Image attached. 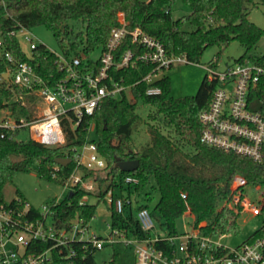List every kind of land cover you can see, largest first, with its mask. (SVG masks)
Returning <instances> with one entry per match:
<instances>
[{
  "label": "trees",
  "instance_id": "16d2710c",
  "mask_svg": "<svg viewBox=\"0 0 264 264\" xmlns=\"http://www.w3.org/2000/svg\"><path fill=\"white\" fill-rule=\"evenodd\" d=\"M190 9V12L173 18L171 11L176 2ZM264 0H0V35L5 49L19 61L35 63L36 70L43 77L57 73L55 55L42 45L33 50V59L21 50L12 30L24 27L30 30L37 25L45 26L56 38L65 55L89 56L105 44L110 29L118 24L117 14L122 11L129 28H139L156 38L168 53L184 55L190 62H197L206 48L216 46V58L233 41H237L243 52L232 62L250 61L264 68V53L255 54L257 42L264 35V27L248 19L250 8ZM77 30L74 31V27ZM127 39L120 50L129 47ZM9 63L0 56V70ZM151 69L150 65L137 63L132 68H122L116 79L123 84L141 80ZM160 93H145L146 83L140 81L131 88L134 100L125 95L121 98H106L94 114V129L99 154L106 161L105 175H94L99 183L106 182L105 188L123 189L125 176L137 178L130 194H138L144 189L145 199H151L145 187L151 186L159 197L150 212L161 230L169 236L178 231L176 220L189 209L195 226L202 233H238L239 226L234 213L222 204L228 199L230 185L235 174L242 175L249 184L259 185L264 190V142L262 160L252 158L207 145L200 141L202 123L200 113L206 109L211 99L214 84L205 76L193 95L175 97L170 93V78L163 75L155 81ZM17 93L23 90L16 88ZM11 91L0 86V106L3 98L8 99ZM254 108L263 112V77L255 89ZM27 102L33 97L26 96ZM138 102L148 104L153 110L143 120L137 112ZM13 114L18 118H30V106H22L19 100L11 103ZM156 122V123H154ZM161 125L169 128L175 138L164 133ZM145 123L148 141L139 149L132 147V134ZM1 132V130H0ZM76 134V138H74ZM87 131L77 127L67 134L68 143L62 147H47L33 140H16L0 136V202H4L3 188L12 181L17 172L27 171L37 163V175L46 180L60 182L73 170L71 160L59 166V178H52L57 157L71 156V146L81 143ZM116 158L137 159L138 166L133 171H122L115 165ZM83 178L94 172L81 166ZM130 190L129 187H127ZM186 191V199L180 191ZM104 190H100L101 198ZM83 188L74 187L71 195L53 205L52 211L58 223H66L74 216L86 220L94 215L98 203L79 205V200L89 195ZM15 196L26 199L18 190ZM140 201V200H139ZM139 207H147L140 203ZM138 208V207H137ZM261 221L264 223V202ZM110 221L114 227L125 230L127 235L148 237L132 215L123 216L110 207ZM201 224V225H200ZM258 233L253 232L247 240ZM167 254L174 249V242L162 240L156 243ZM79 264H97L94 256L87 254ZM103 264H134L131 247L121 242L111 245V256Z\"/></svg>",
  "mask_w": 264,
  "mask_h": 264
},
{
  "label": "built area",
  "instance_id": "2783aa9c",
  "mask_svg": "<svg viewBox=\"0 0 264 264\" xmlns=\"http://www.w3.org/2000/svg\"><path fill=\"white\" fill-rule=\"evenodd\" d=\"M117 21L97 57L91 54L65 55L63 51L57 53L36 43L28 34L30 30L24 27L12 30L11 35L21 32L28 42L29 55L21 50L30 59H33V50L39 45L55 55L57 73H50L46 78L38 73L35 63L16 60L5 49L0 35V56L9 63L4 71L0 70V86L4 85L12 93L10 98H3L0 106V136L18 140L17 133L27 128L29 140L47 147H62L68 143L69 131L74 132L77 127L85 129L86 138L73 144L70 148L72 155L65 156L69 162L75 163L70 174L60 181L67 191L65 197L73 192L74 187L83 188L90 193L87 196H94L95 203L104 202L109 212L112 207L123 216L132 215L140 229L150 236L127 235L125 230L114 227L111 221L106 223L103 235L95 234L90 225L94 215L88 220L74 216L66 223H58L51 207L65 197H54L37 209L26 199L13 196L0 202V264H79L87 254L94 256L97 250L117 242L131 247L134 264H264L262 221L255 230L258 231L255 236L246 238L235 247H228L222 244L221 239L229 233H202L187 209L185 212L192 218L191 229L169 236L157 226L149 208L139 207V195L145 199L144 190L130 194L137 178L125 176L122 181L126 188L120 190L114 187L100 189L97 179L83 178L81 166L93 171L106 168L105 159L99 154L94 139L90 138L95 130L94 114L103 101L108 97L119 99L123 95L134 99L131 88L140 81L146 83V94H158L161 89L155 81L165 75L161 72L190 62L184 55L168 53L156 38L141 29L129 28L122 11L118 12ZM127 39L130 46L120 50ZM137 63L151 66L141 80L123 84L115 78L119 69L132 68ZM204 69L205 80L214 84V90L208 106L199 116L203 125L200 141L261 161L264 97L263 112L254 108V101L255 89L264 78V68L250 61H231L220 66L219 60L214 58ZM16 88L23 90V94L17 93ZM28 95L40 105V112L30 118H17L10 105L19 100L22 106H27ZM59 166L53 167L51 177L54 179L59 178ZM247 188L259 190V196L251 198ZM102 189L104 193L99 198L97 195ZM186 195V191H180L183 199ZM87 196L82 197L78 204H86ZM263 202V188L249 184L242 175L235 174L229 197L222 205L237 218L243 214L260 217ZM162 240L174 242L170 254L157 247L156 243Z\"/></svg>",
  "mask_w": 264,
  "mask_h": 264
},
{
  "label": "rangeland",
  "instance_id": "374dc122",
  "mask_svg": "<svg viewBox=\"0 0 264 264\" xmlns=\"http://www.w3.org/2000/svg\"><path fill=\"white\" fill-rule=\"evenodd\" d=\"M190 12V9L182 4L180 1L176 2L172 8L171 14L173 18H177L181 15H185ZM248 19L254 22L260 27H264V5L257 4L250 8ZM77 30V26L74 27V31ZM30 37L38 44H43L47 49L55 51L57 53L61 52V47L59 46L58 41L53 36V34L43 25H37L30 29L28 33ZM17 38L20 43L21 49L29 55L30 50L28 47V42L24 40L23 34L17 32ZM218 48L216 46H211L205 49L203 54L200 56L197 62H189L178 64L175 67L166 69L162 71V74L168 75L170 78V93L171 95L186 96L193 95L196 93L197 88L205 76L204 66L208 65L212 59L216 58V53ZM243 52L242 47L237 41H233L226 49L223 50L219 57V65L222 66L226 62H231L237 58ZM255 54L264 53V35L257 42L255 49L253 50ZM100 53V50H95L91 56L97 57ZM263 90H264V78H263ZM134 100V99H132ZM34 103V101H33ZM27 102V106L31 107L32 115L38 114L40 112V106L35 102ZM153 110V107L148 104H142L138 102L137 112L140 114L142 119L147 120L146 116L149 111ZM156 123V122H154ZM161 129L164 133L169 134L172 138H175L173 132L169 131V128L161 125ZM29 138V132L27 128L20 130L17 133L18 140H27ZM90 138L95 139V130L90 134ZM148 141V133L145 123H141L137 129L132 134V147L134 149H139L143 144ZM37 163H34L27 171L17 172L12 181L6 183L3 188V195L5 200L11 199L15 196L16 191L18 190L26 200L37 209H41L42 205L54 197L63 198L66 196L67 191L63 189L62 185L58 181L46 180L37 175ZM105 169L97 170L90 175L89 178H94V175L100 174V176L105 175ZM98 178V183L100 182ZM106 182L99 183L98 186L101 188L105 187ZM144 190V189H143ZM146 192L149 191L151 199L146 200L141 194L140 203H146L148 208L153 207L156 203L159 193L151 186L145 187ZM247 194L251 198L255 199L259 196L260 191L253 188H247ZM87 203H95L96 200L94 196H87ZM110 222V212L105 205V203L100 202L97 204L94 211V216L90 221L91 230L95 234L103 235L106 231V223ZM237 224L239 226L238 233H231L224 236L221 239L222 244L228 247H235L244 241L248 236H250L255 230H257L261 225L260 217L250 216L249 214L240 215L237 218ZM201 225V224H200ZM192 226V218L188 216L185 212L181 217H179L175 222V227L178 232H182L184 229L190 230ZM111 256V247L105 246L103 249L97 250L94 253V259L97 264H103L110 260Z\"/></svg>",
  "mask_w": 264,
  "mask_h": 264
},
{
  "label": "water",
  "instance_id": "95a60500",
  "mask_svg": "<svg viewBox=\"0 0 264 264\" xmlns=\"http://www.w3.org/2000/svg\"><path fill=\"white\" fill-rule=\"evenodd\" d=\"M55 162L58 165L64 166L69 162V159L67 157H57L55 159ZM115 165L122 171H133L138 166V160L137 159L122 160L120 158H116ZM69 194L71 195V192Z\"/></svg>",
  "mask_w": 264,
  "mask_h": 264
}]
</instances>
